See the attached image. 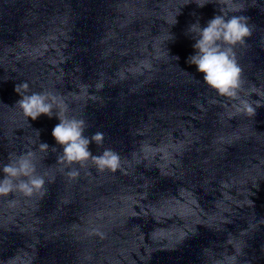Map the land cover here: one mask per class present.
I'll use <instances>...</instances> for the list:
<instances>
[{"label": "clouds", "instance_id": "1", "mask_svg": "<svg viewBox=\"0 0 264 264\" xmlns=\"http://www.w3.org/2000/svg\"><path fill=\"white\" fill-rule=\"evenodd\" d=\"M192 2L199 7L214 3L218 6L219 14L209 20L206 27H202L199 20L188 27L187 34L195 41L193 44L195 54L188 57L187 63L194 65L197 71L203 74V81L218 95L233 101L235 115L254 117L256 110L264 107V93L255 88L250 90L244 88L242 69L236 56V47L245 45L246 38L252 34L250 18L238 14L244 11V4L239 0L203 2L192 0ZM175 23L176 17L173 25ZM102 87V83H97V89ZM22 88L27 90L28 84L22 83L15 87V91L21 97L16 105L27 119L36 120L42 114L49 118L53 115L58 118L59 123L53 128L52 136L63 148L58 157L59 161L69 167L77 164L84 167L91 161L99 171L115 172L121 168V157L112 149L105 148L101 154L93 155L89 145L94 143L96 146H102L104 133L97 131L91 136L86 135L89 125L82 118L67 115L68 108L61 97L47 91L23 94ZM253 94L260 99L253 100L251 98ZM38 147L42 152L49 149L47 143H39ZM51 149L56 151L55 147ZM0 171L3 173V178L0 179V197L14 196L17 193L28 198L35 194L43 196L47 191L45 184L50 182L46 181V174L37 171L33 151L10 156L7 163L0 164ZM68 175L76 177L79 172L73 167Z\"/></svg>", "mask_w": 264, "mask_h": 264}]
</instances>
